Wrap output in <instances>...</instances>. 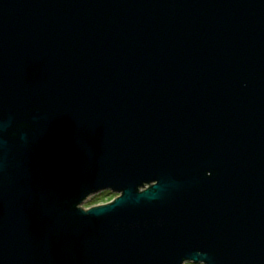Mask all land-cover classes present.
I'll list each match as a JSON object with an SVG mask.
<instances>
[{
    "label": "water",
    "instance_id": "obj_1",
    "mask_svg": "<svg viewBox=\"0 0 264 264\" xmlns=\"http://www.w3.org/2000/svg\"><path fill=\"white\" fill-rule=\"evenodd\" d=\"M185 263L264 264V0H0V264Z\"/></svg>",
    "mask_w": 264,
    "mask_h": 264
},
{
    "label": "rangeland",
    "instance_id": "obj_2",
    "mask_svg": "<svg viewBox=\"0 0 264 264\" xmlns=\"http://www.w3.org/2000/svg\"><path fill=\"white\" fill-rule=\"evenodd\" d=\"M114 196H116V193L110 192L109 190H102L100 192L90 195L81 205L83 207H88L91 205L105 203L111 200ZM192 264H197V263H192Z\"/></svg>",
    "mask_w": 264,
    "mask_h": 264
},
{
    "label": "trees",
    "instance_id": "obj_3",
    "mask_svg": "<svg viewBox=\"0 0 264 264\" xmlns=\"http://www.w3.org/2000/svg\"><path fill=\"white\" fill-rule=\"evenodd\" d=\"M185 264H192V263H185Z\"/></svg>",
    "mask_w": 264,
    "mask_h": 264
}]
</instances>
